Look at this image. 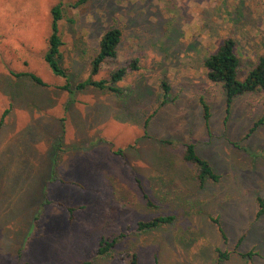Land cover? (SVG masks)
Here are the masks:
<instances>
[{
  "label": "rangeland",
  "instance_id": "obj_1",
  "mask_svg": "<svg viewBox=\"0 0 264 264\" xmlns=\"http://www.w3.org/2000/svg\"><path fill=\"white\" fill-rule=\"evenodd\" d=\"M59 1V62L72 91L44 60ZM74 1L0 0V264H125L132 252L138 264H264V216L254 220L256 197L264 199V91L227 109L203 68L226 38L239 78L264 56L262 0ZM111 26L122 33L117 55L92 78L133 59L138 69L117 83L120 93L75 89ZM187 143L218 181L200 188L182 160ZM158 214L175 220L136 229ZM251 249L259 253L240 255Z\"/></svg>",
  "mask_w": 264,
  "mask_h": 264
},
{
  "label": "trees",
  "instance_id": "obj_2",
  "mask_svg": "<svg viewBox=\"0 0 264 264\" xmlns=\"http://www.w3.org/2000/svg\"><path fill=\"white\" fill-rule=\"evenodd\" d=\"M86 1L87 0H76L72 5L80 6ZM262 3L264 5V0H262ZM50 14V34L48 36V47L44 55V60L53 74L61 76L65 79V83L61 88L67 91H72V89L70 88V75L65 71V69L60 66L59 62V48L62 45V41L58 31V22L62 18V4L60 1L51 8ZM121 35V30L118 27L114 26L109 27L102 33L98 41L97 51L89 63L90 74L86 79L79 81L75 85V89H80L85 86H92L100 89H108L114 93L121 92V88L117 85V83L123 79L128 70L138 69L137 59L130 60L124 66H120L114 69L109 73L107 78L98 80L92 78L93 75L99 72V70L101 69V65L106 60L114 59L116 57L117 47L121 40ZM239 63V52L237 51L235 42L232 38L224 39L222 43L217 47V49L213 53L209 54L203 61V68L205 70L207 78L210 81L221 86L227 109L230 108L235 97L239 95L259 90L264 91V56L257 57L254 65L243 78L238 77V69L240 65ZM19 75L29 76L37 83L43 84L42 80L32 73L25 72ZM161 88L163 91V95H166L170 89L165 80L161 81ZM202 106L204 111V118L207 120L208 106L204 101H202ZM3 117L4 113L0 118V126L2 125ZM261 121L262 120L260 119V122ZM256 125L257 123H255V125L250 129H254ZM155 157L156 156L154 155L153 160ZM182 160L194 168L193 176L194 179L198 182L200 188H204L207 181H218L219 175L216 168L207 158L199 154L196 146L193 143L185 144L182 151ZM137 182L140 190L142 191L140 182ZM143 197L147 199L148 204L152 205V202L150 201V199H148V195L146 193H143ZM256 202L258 208L254 218L255 221L264 216L263 197L257 196ZM74 209L75 207L73 206H67L69 221H72L73 219ZM35 219H37V217ZM174 220L175 216L173 214H158L148 220H139L136 224V229L139 231L152 230L160 226L170 225L174 222ZM212 221L218 225V231L220 232L224 240H226L227 237L221 224L220 217L214 218L212 219ZM244 235L245 237L247 236L246 233H244ZM244 235H242L238 239L237 244L242 241ZM115 241L116 239H113L101 244L97 248L96 255L106 254L113 247ZM257 253H259L257 250L251 249V251L247 253H240V255L246 257L248 254L256 255ZM219 254L221 255V257L226 259V253L219 251ZM128 256L129 259L125 264H138L137 255L135 252H132L130 255L128 254ZM83 264H87V262H84Z\"/></svg>",
  "mask_w": 264,
  "mask_h": 264
}]
</instances>
